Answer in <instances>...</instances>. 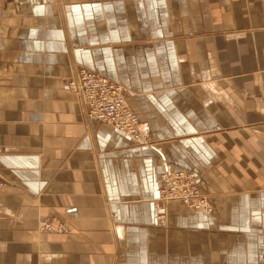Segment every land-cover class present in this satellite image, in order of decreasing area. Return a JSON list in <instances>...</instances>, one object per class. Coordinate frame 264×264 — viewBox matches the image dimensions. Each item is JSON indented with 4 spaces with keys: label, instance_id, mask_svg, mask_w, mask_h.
<instances>
[{
    "label": "crops",
    "instance_id": "crops-1",
    "mask_svg": "<svg viewBox=\"0 0 264 264\" xmlns=\"http://www.w3.org/2000/svg\"><path fill=\"white\" fill-rule=\"evenodd\" d=\"M82 68L144 143L89 120ZM166 168L215 214L157 201ZM0 178V264H264V0H0Z\"/></svg>",
    "mask_w": 264,
    "mask_h": 264
},
{
    "label": "built area",
    "instance_id": "built-area-1",
    "mask_svg": "<svg viewBox=\"0 0 264 264\" xmlns=\"http://www.w3.org/2000/svg\"><path fill=\"white\" fill-rule=\"evenodd\" d=\"M66 85L82 98L89 120L105 125L133 141L144 143L146 138L141 131L139 115L128 103L127 92L119 83L82 68ZM5 186L6 182L0 179V189ZM158 195L159 202H178L187 209L202 212L208 217L214 213L192 172H173L166 168L160 177ZM161 214L163 213L160 212L159 217L163 218ZM40 229L47 233L68 232L66 224L54 216L46 217Z\"/></svg>",
    "mask_w": 264,
    "mask_h": 264
},
{
    "label": "rangeland",
    "instance_id": "rangeland-1",
    "mask_svg": "<svg viewBox=\"0 0 264 264\" xmlns=\"http://www.w3.org/2000/svg\"><path fill=\"white\" fill-rule=\"evenodd\" d=\"M68 82V81H67ZM0 179H2V178H0ZM3 180V179H2ZM4 181V180H3ZM6 187V186H5ZM201 193L202 194H204V196H206L207 198H208V200L210 201V197L208 196V195H206L202 190H201ZM171 203H178V202H168V203H166V202H161V204L162 205H169V204H171ZM210 203H211V201H210ZM179 204V203H178ZM182 205V204H181ZM211 205H212V208L214 209V213H213V215L215 214V210H216V206L214 205V204H212L211 203ZM183 206V205H182ZM164 208V207H163ZM184 208H186V207H184ZM187 209V208H186ZM188 210H190V209H188ZM202 213V212H201ZM204 214V213H203ZM205 215V214H204ZM48 216H50V215H47L46 217H48ZM162 217L164 216V214H162L161 215ZM207 216V215H206ZM46 217H44L42 220H41V222H40V226H41V223H42V221L46 218ZM210 217V216H209ZM39 230L41 231V232H44L43 230H41L40 229V227H39ZM44 233H47V232H44Z\"/></svg>",
    "mask_w": 264,
    "mask_h": 264
},
{
    "label": "bare ground",
    "instance_id": "bare-ground-1",
    "mask_svg": "<svg viewBox=\"0 0 264 264\" xmlns=\"http://www.w3.org/2000/svg\"><path fill=\"white\" fill-rule=\"evenodd\" d=\"M204 195V194H203ZM168 203V202H167ZM159 212H161V211H159ZM158 214V213H157ZM159 216V215H158ZM158 219H161V217H159Z\"/></svg>",
    "mask_w": 264,
    "mask_h": 264
},
{
    "label": "water",
    "instance_id": "water-1",
    "mask_svg": "<svg viewBox=\"0 0 264 264\" xmlns=\"http://www.w3.org/2000/svg\"><path fill=\"white\" fill-rule=\"evenodd\" d=\"M159 197V195H158V192H157V198Z\"/></svg>",
    "mask_w": 264,
    "mask_h": 264
}]
</instances>
